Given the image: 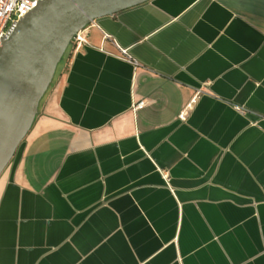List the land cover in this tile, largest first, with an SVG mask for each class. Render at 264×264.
I'll return each instance as SVG.
<instances>
[{
  "label": "crops",
  "instance_id": "crops-1",
  "mask_svg": "<svg viewBox=\"0 0 264 264\" xmlns=\"http://www.w3.org/2000/svg\"><path fill=\"white\" fill-rule=\"evenodd\" d=\"M86 33L0 176V264H264V0Z\"/></svg>",
  "mask_w": 264,
  "mask_h": 264
},
{
  "label": "water",
  "instance_id": "water-1",
  "mask_svg": "<svg viewBox=\"0 0 264 264\" xmlns=\"http://www.w3.org/2000/svg\"><path fill=\"white\" fill-rule=\"evenodd\" d=\"M151 0H40L0 47V176L31 131L75 35L97 19Z\"/></svg>",
  "mask_w": 264,
  "mask_h": 264
},
{
  "label": "built area",
  "instance_id": "built-area-1",
  "mask_svg": "<svg viewBox=\"0 0 264 264\" xmlns=\"http://www.w3.org/2000/svg\"><path fill=\"white\" fill-rule=\"evenodd\" d=\"M40 0H0V47L2 45L1 37L6 35L11 28L13 22L18 23L20 18L30 12L36 7ZM87 27L78 32L73 38L70 49L75 52L81 51L86 45L89 44L87 37ZM197 97L190 102L189 105L182 111L179 118L182 121L186 120L187 111L191 108L192 104L195 103ZM146 105L145 101H140L134 106L135 110L141 109ZM240 113L244 114L246 111L242 108H236Z\"/></svg>",
  "mask_w": 264,
  "mask_h": 264
},
{
  "label": "rangeland",
  "instance_id": "rangeland-1",
  "mask_svg": "<svg viewBox=\"0 0 264 264\" xmlns=\"http://www.w3.org/2000/svg\"><path fill=\"white\" fill-rule=\"evenodd\" d=\"M69 50H70V46H69V49H68V51L66 52L65 56L63 57V59H62L60 65L58 66L57 73H56L55 77L57 76V74H58V72H59V69L61 68L63 62L65 61V59H66V57H67V55L69 54ZM54 79H55V78H54Z\"/></svg>",
  "mask_w": 264,
  "mask_h": 264
},
{
  "label": "trees",
  "instance_id": "trees-1",
  "mask_svg": "<svg viewBox=\"0 0 264 264\" xmlns=\"http://www.w3.org/2000/svg\"><path fill=\"white\" fill-rule=\"evenodd\" d=\"M69 55V54H68Z\"/></svg>",
  "mask_w": 264,
  "mask_h": 264
}]
</instances>
